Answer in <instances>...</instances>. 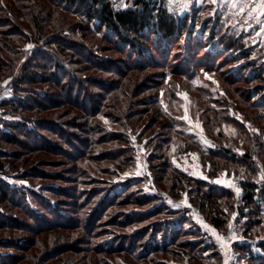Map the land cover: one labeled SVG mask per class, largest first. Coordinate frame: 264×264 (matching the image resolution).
I'll return each instance as SVG.
<instances>
[{
    "label": "rangeland",
    "instance_id": "obj_1",
    "mask_svg": "<svg viewBox=\"0 0 264 264\" xmlns=\"http://www.w3.org/2000/svg\"><path fill=\"white\" fill-rule=\"evenodd\" d=\"M165 1L188 30L148 57L93 25L82 31L74 10L0 0V103L28 106H0V186L14 195L0 193V264H251L252 251L264 253L263 194L247 203L241 185L264 188L260 0ZM112 2L123 9L134 0ZM59 35L86 47V59L62 51ZM57 60L71 70L60 81ZM44 123L64 128L84 154ZM83 125L100 137L87 148Z\"/></svg>",
    "mask_w": 264,
    "mask_h": 264
},
{
    "label": "trees",
    "instance_id": "obj_2",
    "mask_svg": "<svg viewBox=\"0 0 264 264\" xmlns=\"http://www.w3.org/2000/svg\"><path fill=\"white\" fill-rule=\"evenodd\" d=\"M54 4H58L60 6H63L64 8L68 10H74L75 13L82 16V19L84 23H79V26H81L82 31H86L91 29L92 25L95 27V29L99 30L100 32H103L105 35V38H108L112 42H114L115 45H118L120 48L125 49L128 48L133 54H137L138 56H150L155 57L151 54L152 46L156 47L160 44L168 45L171 40L174 38L181 37L184 32L188 30V21L184 17H180L178 15L173 14L169 11L166 1L165 0H134L133 4L129 7L123 8V9H117L112 0H48ZM33 20L30 21L34 25L39 27V32L36 34L37 37L40 38L42 34V28L40 27L39 23V16H35L32 18ZM29 22V23H30ZM9 23V22H8ZM74 25V24H73ZM70 26L69 29L72 28V31L77 28L75 26ZM18 29H20V26H14L11 27L7 33H4L7 35L8 38H11V35L14 34ZM56 37L54 39L55 42H58L59 46L61 47L62 51H65L67 48H70L75 54L82 56L83 59H86V52H89V50L84 47L83 45L78 44H71L70 42H67V38L63 35L62 37ZM36 37V38H37ZM29 38V36H28ZM15 40V39H14ZM3 40L0 42L2 43ZM53 42V41H52ZM165 46V47H166ZM86 53V54H85ZM54 66V75L56 76L57 80L64 79L65 74L71 73V70L67 67H64L63 64H60L59 60L53 61ZM32 82H35L37 80V77H31L30 78ZM71 86L73 88L76 87V85H81V82L76 79H70ZM82 90L78 91L79 97L84 98V86L81 85ZM106 90L110 93L111 88L105 89V92L101 95L102 98L107 97L106 96ZM74 91H76L74 89ZM39 96V95H38ZM37 96V97H38ZM76 106L82 108L83 111L86 112V114H89L88 107L85 104H80L79 101H75ZM84 102V101H83ZM97 103H101L100 101H96ZM16 104V105H14ZM25 104V103H24ZM14 105L20 108L25 109L26 105L19 104L18 101L10 98L2 101L0 103V106H10ZM86 109V110H85ZM97 110V109H96ZM96 110H93L96 111ZM106 113V112H105ZM108 114V113H106ZM23 124V125H22ZM22 124H12L10 123V126L18 129L21 136H28L32 137L35 135L34 130L30 129H24V123ZM40 122H37V129L39 128ZM49 125V124H47ZM45 123L41 128L47 129L48 131H52V133L57 135V138L59 140L64 141L62 145L65 146H72L75 147L79 151L80 157L84 154L83 149H78L72 141H70V138L67 136V133L64 131V128H60L58 125H49L47 126ZM51 127V128H50ZM81 134L87 135L88 132H93L92 128L88 125H83L79 129ZM7 139L9 142L12 143H20L19 139L16 137L15 134H6ZM70 136V135H69ZM85 138V137H84ZM100 137L90 139L89 135L85 139L79 140L82 142L81 146L89 147V145H92V143H97L98 139ZM36 147H40V144L37 143ZM223 157H234L233 154H230L227 150H224ZM211 153V151H210ZM214 153V152H212ZM166 168H171V164L168 162L165 164ZM173 171L177 172L178 169L176 167H172ZM209 176L212 177L213 175L209 173ZM215 176V175H214ZM185 177V175H183ZM197 183L204 184L202 180H197ZM241 185L244 188V199L247 201V203H254L257 202L256 196H258L260 193L263 194L264 198V188H262V191H259V186L257 183L251 181V180H242ZM0 193L3 198H14L13 196H10V192L6 189L5 185L2 184L0 186ZM115 194V193H114ZM120 195V194H118ZM146 199L145 197H138L136 198V202L139 204L143 203ZM150 199H148L149 201ZM128 220L127 217L123 220ZM121 220L120 222L123 223ZM119 222V221H117ZM217 223H220L219 220H216ZM264 248V244L262 245ZM250 257L252 258L251 264H264V253L255 254L253 251L250 254Z\"/></svg>",
    "mask_w": 264,
    "mask_h": 264
},
{
    "label": "snow or ice",
    "instance_id": "obj_3",
    "mask_svg": "<svg viewBox=\"0 0 264 264\" xmlns=\"http://www.w3.org/2000/svg\"><path fill=\"white\" fill-rule=\"evenodd\" d=\"M235 6V5H234ZM256 9L260 10V12L262 14H264V0H260V3L256 5ZM244 10V7L241 6V11ZM7 83V82H6ZM237 191H239V189H237ZM213 232H215V230L213 229Z\"/></svg>",
    "mask_w": 264,
    "mask_h": 264
}]
</instances>
